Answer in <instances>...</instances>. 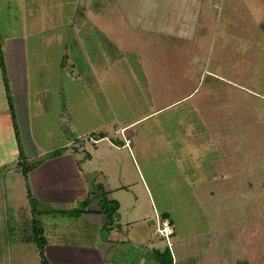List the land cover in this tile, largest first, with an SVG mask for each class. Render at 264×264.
Listing matches in <instances>:
<instances>
[{
  "label": "rangeland",
  "instance_id": "rangeland-1",
  "mask_svg": "<svg viewBox=\"0 0 264 264\" xmlns=\"http://www.w3.org/2000/svg\"><path fill=\"white\" fill-rule=\"evenodd\" d=\"M0 41V264H99L116 228L139 264L174 252L165 211L199 259L210 228L264 256V0H0ZM85 201L120 208L95 224Z\"/></svg>",
  "mask_w": 264,
  "mask_h": 264
},
{
  "label": "crops",
  "instance_id": "crops-1",
  "mask_svg": "<svg viewBox=\"0 0 264 264\" xmlns=\"http://www.w3.org/2000/svg\"><path fill=\"white\" fill-rule=\"evenodd\" d=\"M66 27L69 28L68 26H66ZM81 29L82 28L79 27L77 29L78 32H81ZM44 30H45L44 26L40 25V31L42 32ZM21 46L22 45H20L18 42H16V43L14 42V44L11 47V50H10L11 56H13L14 54H17V52L15 50H18V48L21 50ZM15 56H13V57L16 58ZM67 60H69V58ZM15 64H16V66H18L17 62ZM62 67H63V65H62ZM1 83L3 84V87H2L3 92H1V89H0V94H1L0 98L3 95V97L6 99L4 83H3L2 80H1ZM1 110L2 111H0V137H1V134H5V130L6 129L9 130V129L12 128V122H10L11 118H10L9 109L5 110V108H4V109H1ZM124 129L125 128H123L122 130H124ZM85 135H86V133L83 132V133H80L78 135V137H83ZM107 138H108V135H103L102 137H100L99 140H103V139H107ZM72 144H74V143H68V145H67L68 147L67 148H69V146L72 145ZM2 145L3 144L0 141V147ZM127 145H129V144L126 143L124 146H127ZM90 156H91V159H92V155L91 154H90ZM91 159H89V161H91ZM107 191H110V189L108 188ZM99 205L100 204H98V203L93 204V205H89L88 208H87V211L85 213L101 214V207ZM119 206H120V204H119ZM165 212H167V211H165ZM103 217H104V219H102L100 217V215H96V216L93 215L92 216V220H95V221H93L95 224L97 222L100 225H102V224L105 225L106 218H105V216H103ZM84 218H88L89 219V217H84ZM84 218H83L82 221L86 222ZM169 220L172 222V224L174 226V221L171 218ZM118 221H119L118 225H120V220L118 219ZM152 222H153V220H151L150 223L152 224ZM89 224H92V223L89 222ZM130 224H132V222ZM116 229L117 230H114L112 233L108 232V234H106V240H105L106 242H104V241L101 242L100 240L97 241V245H96V247L94 249H98V247H99V250L102 253V255L101 254L98 255L99 250L98 251L95 250L96 251V257L93 258V261H95V263H99L100 264L101 262H103L104 264H111L112 262H114L115 264H117L113 252H114V250L118 249V243L120 242V239H119L120 231H119L118 228H116ZM210 229L212 230L210 232V234L213 237L211 238V240L207 239L208 243H207V246L205 248V251L202 253L201 259L198 258V255L196 254L197 252H195V251L194 252H190L189 244H192L193 240L186 239V237L176 239L177 234H176V231H175V234L172 237V238L175 239L174 242H172L173 243L174 252L171 250V247L169 245H168V247L166 249H162V248H158V247H150V249H146V251H148L149 255L143 254L140 258L135 259V261L139 260V264H162L164 259H167V258L169 259V257H168V255H169L168 253L169 252L168 251H170V254L172 256L171 264H193V262L196 261L195 260L196 257L199 260L198 264H245V263L246 264L247 263L248 264H264V256L261 257V255H258V252H256V253L254 251L251 252L250 248L247 247L245 245V243H244L245 237L243 238L242 236L241 237L239 236L235 240L229 238L228 236H226V238H225L224 235L219 237V236H215L214 235V233L216 232V231H214L215 230L214 228L213 229L210 228ZM254 231L255 230H253L252 233H254ZM210 234H208V235H210ZM134 235L135 234L128 232L127 237L125 235H123V237H125V239H128L129 241L131 240L133 243H136V244H138L140 246H143L144 244H146V241H147L146 239H142L141 236H139V234L136 237ZM178 244H180V246L184 250H186V248H188L189 254L185 253L183 255H180L179 254V250L176 248V246ZM153 245L156 246V244H152V246ZM259 245H262L263 246V250H264V245L262 243L259 244ZM61 250H62V248H61ZM248 252H250V253H248ZM79 256H80L79 260L81 261V263L83 261L87 260V257H86V255L84 253H81ZM122 259H123V263L122 264H127L128 263L126 258L122 257ZM58 260H60V259H58ZM124 261H126V262H124ZM118 264H120V263H118Z\"/></svg>",
  "mask_w": 264,
  "mask_h": 264
},
{
  "label": "trees",
  "instance_id": "trees-1",
  "mask_svg": "<svg viewBox=\"0 0 264 264\" xmlns=\"http://www.w3.org/2000/svg\"><path fill=\"white\" fill-rule=\"evenodd\" d=\"M0 68H1V70H4V68H5V64H4V56H3V52H2V49H1V41H0ZM4 88H5V91H7L6 93L8 94V85H7V83H6V80L4 81ZM8 96V95H7ZM8 99H9V101H8V103L10 104V108H9V112H10V118H11V121L10 122H12V128H14V130H15V132H16V137H18V133H17V123L15 122V113H14V111H13V105L10 103L11 102V99L8 97ZM20 159L22 160V162H21V164L22 165H24V166H26L25 167V170H24V173L27 175L28 173H29V166H27L26 164H25V162H27L26 161V158H24V155H23V153H21L20 152ZM36 203H38L36 200L34 201H32V204L33 205H36ZM104 205H105V207L103 206V207H101V211L103 212V213H105L106 215H105V218H106V223H105V225H108V220L111 218L110 217V214H112L113 212L115 213V215L117 214V212H118V210H119V208H120V206H119V203L117 202V201H114V204H115V207L113 208V209H111V207H108L107 205H108V202H106V203H103ZM82 206H83V209H82V211H80V212H76V214L77 213H81V212H86L87 211V208H88V206H89V204H88V202H84L83 204H82ZM104 209V210H103ZM112 210V211H111ZM56 213H60V214H64L62 211H55ZM52 213V212H51ZM36 214V213H35ZM161 218L162 219H170L171 218V216H170V214L169 213H167V212H163L162 214H161ZM171 222V221H170ZM33 231L35 232V237H39V236H43V229L41 228V226L38 224V221L36 220V218L34 217V219H33ZM171 224H172V222H171ZM111 225V224H110ZM173 225V224H172ZM33 232V233H34ZM34 236V235H33ZM32 238V237H31ZM37 239V240H36ZM36 239H34V237H33V240H36V242H37V244L39 243V244H43V243H41V242H39L40 240H42L40 237L39 238H36ZM38 239H40L39 241H38ZM169 253V255H168V257H169V259L167 258V259H164L163 260V262H162V264H171V262H172V256H171V254H170V251H168Z\"/></svg>",
  "mask_w": 264,
  "mask_h": 264
},
{
  "label": "built area",
  "instance_id": "built-area-1",
  "mask_svg": "<svg viewBox=\"0 0 264 264\" xmlns=\"http://www.w3.org/2000/svg\"><path fill=\"white\" fill-rule=\"evenodd\" d=\"M127 144H129V140H127ZM156 231L162 237H164L168 242L175 234V230L173 225L171 224L170 220L168 219H161L160 221L157 219L156 222Z\"/></svg>",
  "mask_w": 264,
  "mask_h": 264
}]
</instances>
